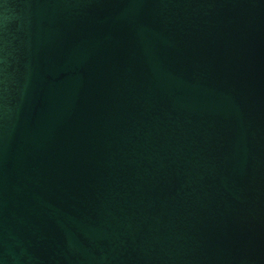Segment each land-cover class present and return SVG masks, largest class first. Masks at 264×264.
<instances>
[{"label": "water", "instance_id": "water-1", "mask_svg": "<svg viewBox=\"0 0 264 264\" xmlns=\"http://www.w3.org/2000/svg\"><path fill=\"white\" fill-rule=\"evenodd\" d=\"M0 264H264V0H0Z\"/></svg>", "mask_w": 264, "mask_h": 264}]
</instances>
